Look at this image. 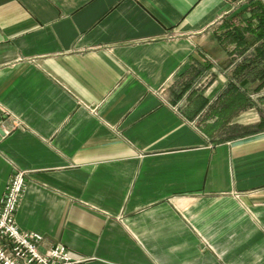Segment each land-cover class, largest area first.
Masks as SVG:
<instances>
[{
  "label": "crops",
  "instance_id": "1",
  "mask_svg": "<svg viewBox=\"0 0 264 264\" xmlns=\"http://www.w3.org/2000/svg\"><path fill=\"white\" fill-rule=\"evenodd\" d=\"M251 3L0 0V199L25 172L15 220L39 252L264 264V131L235 134L261 119L259 81L232 77L224 39ZM230 82L250 106L223 120Z\"/></svg>",
  "mask_w": 264,
  "mask_h": 264
},
{
  "label": "built area",
  "instance_id": "2",
  "mask_svg": "<svg viewBox=\"0 0 264 264\" xmlns=\"http://www.w3.org/2000/svg\"><path fill=\"white\" fill-rule=\"evenodd\" d=\"M25 172L14 171L0 199V264H76L62 245L39 252L41 235L20 229L15 215L25 188Z\"/></svg>",
  "mask_w": 264,
  "mask_h": 264
},
{
  "label": "trees",
  "instance_id": "3",
  "mask_svg": "<svg viewBox=\"0 0 264 264\" xmlns=\"http://www.w3.org/2000/svg\"><path fill=\"white\" fill-rule=\"evenodd\" d=\"M248 15L243 21L241 26H230V29L226 32L224 39L230 44H234V52H237L242 56V61L232 72V77H240L242 74H250L259 81V84L255 88V92H259L264 88V8L258 3H251L248 8ZM229 26H226V28ZM250 34L254 41L255 45L252 48V52L246 54L248 51V46L246 43L245 36ZM190 87V84L187 83L184 85L182 92L186 91ZM226 94L233 95L230 100L226 102V105L220 107V117L223 120L228 118V109L235 107L237 109L246 108L249 105L250 101L246 96L238 91V87L234 83H229L226 90ZM264 104V98L262 99ZM207 102L205 101L199 110L206 106ZM225 108H228L225 110ZM231 114V113H230ZM264 131V113L261 116V119L258 124L250 128H241L235 134L236 136H245L254 134L257 132Z\"/></svg>",
  "mask_w": 264,
  "mask_h": 264
},
{
  "label": "rangeland",
  "instance_id": "4",
  "mask_svg": "<svg viewBox=\"0 0 264 264\" xmlns=\"http://www.w3.org/2000/svg\"><path fill=\"white\" fill-rule=\"evenodd\" d=\"M241 12L238 11V9L233 10L232 13L230 14V16L225 20L226 23L228 25H231V26H237V25L238 26H241L243 24V21H244L243 20L244 19V16H243V14ZM221 23H222V21L219 24H216L215 27H214V29L216 27H220L221 26L220 25ZM226 43H227V41H226ZM247 54H249V53H247ZM241 61H242L241 59L238 60V62L236 63V66L239 63H241ZM231 75H232V73H231ZM256 93L257 94L254 95L253 102L258 106L259 112L261 113V116H262V114L264 113V104L262 103V99L264 98V88H262L259 92H256ZM229 134H231V133L230 132H227V131H225L223 133V135H225V136L226 135H229Z\"/></svg>",
  "mask_w": 264,
  "mask_h": 264
},
{
  "label": "water",
  "instance_id": "5",
  "mask_svg": "<svg viewBox=\"0 0 264 264\" xmlns=\"http://www.w3.org/2000/svg\"><path fill=\"white\" fill-rule=\"evenodd\" d=\"M4 132L0 129V140H1V138L4 136Z\"/></svg>",
  "mask_w": 264,
  "mask_h": 264
}]
</instances>
